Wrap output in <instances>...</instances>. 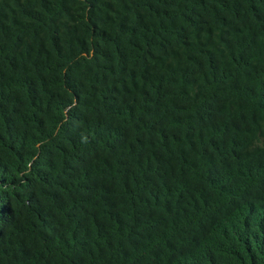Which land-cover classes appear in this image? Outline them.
<instances>
[{
  "label": "trees",
  "instance_id": "16d2710c",
  "mask_svg": "<svg viewBox=\"0 0 264 264\" xmlns=\"http://www.w3.org/2000/svg\"><path fill=\"white\" fill-rule=\"evenodd\" d=\"M0 264H264V0H0Z\"/></svg>",
  "mask_w": 264,
  "mask_h": 264
}]
</instances>
